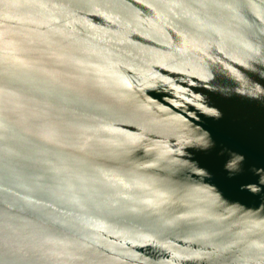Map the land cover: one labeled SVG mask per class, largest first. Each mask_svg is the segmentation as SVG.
Listing matches in <instances>:
<instances>
[{"label":"water","instance_id":"1","mask_svg":"<svg viewBox=\"0 0 264 264\" xmlns=\"http://www.w3.org/2000/svg\"><path fill=\"white\" fill-rule=\"evenodd\" d=\"M262 92L264 0H0V264H264Z\"/></svg>","mask_w":264,"mask_h":264},{"label":"snow or ice","instance_id":"2","mask_svg":"<svg viewBox=\"0 0 264 264\" xmlns=\"http://www.w3.org/2000/svg\"><path fill=\"white\" fill-rule=\"evenodd\" d=\"M205 79H208L205 77ZM217 99H222L219 96V93L210 92L208 103L210 106H215V101ZM260 101L264 102V92L260 95ZM199 135V134H197ZM193 146V151L202 157H210L218 150L215 145V138H212V146L210 147V142L204 137H199V139L189 141ZM232 155H225L222 159L220 166V172L225 179L230 182H235L238 191H241L243 195H251L255 191L253 187L256 185L257 181L260 179V176L255 175L254 171H250L253 167L252 158L247 152L238 151L236 149L231 150ZM264 159V158H262ZM231 161V163H229ZM227 165V170L225 169ZM198 167L205 169L209 173L211 169L207 164H199ZM255 167H260L262 169L261 175H264V163L257 164ZM260 194L264 195V186H260Z\"/></svg>","mask_w":264,"mask_h":264}]
</instances>
